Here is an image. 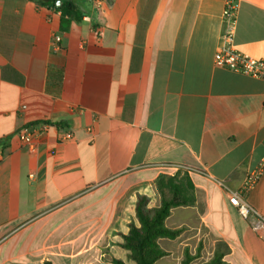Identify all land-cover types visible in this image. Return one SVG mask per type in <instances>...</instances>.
I'll return each mask as SVG.
<instances>
[{"label": "crops", "instance_id": "0c3cea01", "mask_svg": "<svg viewBox=\"0 0 264 264\" xmlns=\"http://www.w3.org/2000/svg\"><path fill=\"white\" fill-rule=\"evenodd\" d=\"M75 1L64 32L56 9L0 0V264H134L137 196L159 207L158 176L185 173L196 201L155 264H264V229L228 198L260 172L246 202L264 218V79L215 64L227 0ZM236 1L234 45L264 61V0Z\"/></svg>", "mask_w": 264, "mask_h": 264}, {"label": "trees", "instance_id": "16d2710c", "mask_svg": "<svg viewBox=\"0 0 264 264\" xmlns=\"http://www.w3.org/2000/svg\"><path fill=\"white\" fill-rule=\"evenodd\" d=\"M40 6L54 8L61 13V30L68 31L72 22L80 23L85 17L83 7L75 0H30ZM61 5L57 8V2ZM49 124V123H48ZM60 126L61 124H55ZM179 175L173 176L161 174L156 180V186L161 194L159 207L150 208V199L146 196H138L136 203V221L128 226L129 231L123 235L122 248L129 252V261L134 264H155L156 261L166 256L158 240L160 238L175 239L182 233V229H170L166 226V220L172 213V209L181 206H193L196 195L193 185ZM195 257L185 252L183 264H191ZM222 258L215 257L205 264H221ZM44 264H52L45 262ZM113 264H128L119 259H114Z\"/></svg>", "mask_w": 264, "mask_h": 264}, {"label": "built area", "instance_id": "2783aa9c", "mask_svg": "<svg viewBox=\"0 0 264 264\" xmlns=\"http://www.w3.org/2000/svg\"><path fill=\"white\" fill-rule=\"evenodd\" d=\"M97 7L102 6L108 0H92ZM238 3L236 0H227L223 11V32L222 44L220 45L216 56L215 64L218 67L229 69L233 72L249 75L255 78L264 79V61L251 58L240 51L234 45V36L237 22ZM61 37L55 36L52 49L59 51L61 49ZM48 126L41 128L26 126L19 132L20 139L31 149H35V137L41 136L47 130ZM60 141H70L73 139L71 131H65L60 136ZM260 172L248 175L243 186L238 191H228L230 203L237 208L238 212L246 219H253V227L259 231L264 229V218L255 216L254 210L246 202V195L250 189L256 184Z\"/></svg>", "mask_w": 264, "mask_h": 264}, {"label": "rangeland", "instance_id": "374dc122", "mask_svg": "<svg viewBox=\"0 0 264 264\" xmlns=\"http://www.w3.org/2000/svg\"><path fill=\"white\" fill-rule=\"evenodd\" d=\"M177 175H179L180 176V174H177ZM181 177V176H180ZM185 178H187L189 181H191V176H189V174L188 173H185V175L184 176H182V179H185ZM181 179V180H182ZM157 193H156V199H157V206L158 205H160L161 204V194L159 193V191H158V189H157V191H156ZM138 196H146V197H148L149 199H150V203H149V207L150 208H156V207H154V204H152V203H154L151 199L153 198V196H150V195H144V194H140V195H138ZM138 196H137V199H138ZM137 199H136V203H137ZM136 203H135V209H136ZM160 203V204H159Z\"/></svg>", "mask_w": 264, "mask_h": 264}, {"label": "water", "instance_id": "95a60500", "mask_svg": "<svg viewBox=\"0 0 264 264\" xmlns=\"http://www.w3.org/2000/svg\"><path fill=\"white\" fill-rule=\"evenodd\" d=\"M61 5V1L57 2V8H59V6Z\"/></svg>", "mask_w": 264, "mask_h": 264}]
</instances>
